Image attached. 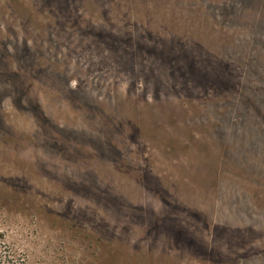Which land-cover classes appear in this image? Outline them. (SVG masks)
Returning <instances> with one entry per match:
<instances>
[{
    "label": "rangeland",
    "instance_id": "374dc122",
    "mask_svg": "<svg viewBox=\"0 0 264 264\" xmlns=\"http://www.w3.org/2000/svg\"><path fill=\"white\" fill-rule=\"evenodd\" d=\"M0 264H264V0H0Z\"/></svg>",
    "mask_w": 264,
    "mask_h": 264
}]
</instances>
